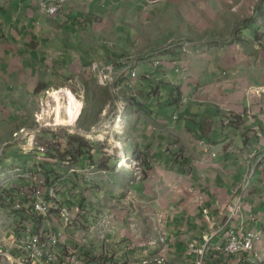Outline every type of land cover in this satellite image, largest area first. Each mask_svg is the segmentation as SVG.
<instances>
[{"label":"crops","instance_id":"1","mask_svg":"<svg viewBox=\"0 0 264 264\" xmlns=\"http://www.w3.org/2000/svg\"><path fill=\"white\" fill-rule=\"evenodd\" d=\"M57 1L0 0V264H23L28 223L61 233L57 252L81 242L90 264H264V0H67L48 16ZM65 86L93 135L124 103L109 151L23 147L67 135L33 122L37 100ZM121 156L137 171L101 178L102 158ZM36 191L52 212L91 208L109 245L36 217ZM231 228L260 232L253 253L218 247Z\"/></svg>","mask_w":264,"mask_h":264},{"label":"built area","instance_id":"2","mask_svg":"<svg viewBox=\"0 0 264 264\" xmlns=\"http://www.w3.org/2000/svg\"><path fill=\"white\" fill-rule=\"evenodd\" d=\"M67 4V0H58L53 6L48 7L45 4H42V9L48 16H60L63 14ZM132 78L135 77V73H130ZM107 77H102V81L106 80ZM60 103L62 105L65 104L70 107V97L69 95H73L77 102L81 101V98L75 96L73 90L69 88H61L57 90ZM54 91L46 92L45 95L39 98L36 102V111L33 115V122L36 126V133L43 135L46 132L57 134L60 131L67 132L69 126L60 125L59 119H57L55 114L56 102L53 98ZM67 108H62L61 117L69 119V112ZM125 108L123 106L119 107V109L115 113L109 114V121L104 126L106 131H111L116 138L121 137L123 135V128L114 122H120V113H124ZM264 116V115H263ZM80 117V115H79ZM79 117L77 119H79ZM20 134L27 136L26 130H21ZM14 139L20 138L18 134H14ZM106 140V138H105ZM23 147L28 148L29 150H34L35 148L39 149V153H46V148L40 146L38 142L32 140L29 144L24 145ZM118 153V152H117ZM135 165L138 167V163L135 162ZM56 189L50 188L48 189V199L53 198ZM4 196V193H1ZM0 194V195H1ZM36 199L32 204V209L36 213V217H45L51 216L50 220L60 222L62 227L65 229H79L84 232L86 236L91 237V243H95L96 240L101 241L103 245H109L110 240L107 237L109 229L107 228V223L105 220H91L92 216H88L86 213H92L91 208H86L85 211L80 205H75L74 207H60L56 210V212H52L51 204L45 195L41 194L39 191L35 192ZM10 202V200H9ZM16 210L21 209L20 206L14 208ZM84 213V214H83ZM34 216V215H33ZM96 217V216H94ZM97 219V218H96ZM50 222V223H51ZM100 225L103 228L100 229ZM31 224L28 223L26 228L23 229V232L28 234L27 238L19 243L18 249L22 251L25 255V260L22 262L23 264H27L31 262L33 264L42 263H55V264H90L88 258L82 256L80 251V246L82 243L79 242V248H73L67 246L63 251L57 252L56 248L61 245L62 242V234L57 233L54 230H44V229H36L32 230ZM83 228H85L83 230ZM89 231V232H87ZM260 232H254L252 230H242L241 228H231L227 232L226 240L222 243L218 244L220 249L225 250L227 253L231 254H242L248 252L249 254L253 253L255 242L259 240ZM88 245V244H87ZM250 259H259V255L253 254L250 255Z\"/></svg>","mask_w":264,"mask_h":264},{"label":"rangeland","instance_id":"3","mask_svg":"<svg viewBox=\"0 0 264 264\" xmlns=\"http://www.w3.org/2000/svg\"><path fill=\"white\" fill-rule=\"evenodd\" d=\"M98 81V80H97ZM109 80L106 79V80H103V81H98V83L100 85H104L106 82H108ZM61 88H69L70 90H73L71 87H68V86H65V87H57V88H54L51 90L54 91V93H57L58 89H61ZM74 95L78 97V95L73 91ZM80 97V96H79ZM81 98V97H80ZM82 99V98H81ZM81 101H79L80 103ZM121 102V101H120ZM120 102H118L117 104L120 105ZM82 104V103H81ZM124 104V103H123ZM120 105V106H123ZM120 106L117 105V108H119ZM116 107L114 109H117ZM82 109V108H81ZM112 113V112H111ZM110 114V111L109 113ZM104 116V114H103ZM78 120L77 119L75 122H74V126H69V128L67 129V135L64 136V134H59V135H56L57 137H54L53 139L51 138V140L47 139L48 142H45L44 140L41 141L42 143V146L45 147V146H49V148H52L55 152L57 153H63L66 149L67 151V154L70 153L71 156H76L78 157L79 154H82L80 153V147H79V143H85V142H91L93 144H95L96 147H99L100 150H105V151H109V147L107 148L108 144L107 143V139L109 138V136L111 135L112 136V139L110 142L113 141V138H115L114 134L111 132V131H106L104 128L102 129L103 131H105L107 133V136H106V140L104 139V135H103V131L100 130L98 131L97 133H92L93 130H88V131H85L84 129H82L79 124H78ZM120 120H122L120 118ZM121 122V121H120ZM120 125V123H118L117 121L114 122V125ZM21 130H25V129H21ZM20 130V131H21ZM20 131L16 134L19 135V137H26V135H22L20 134ZM123 132V131H122ZM47 133V132H46ZM59 133H64L62 131H60ZM100 133H102V137H103V142L102 141H98L96 140V137L97 135H99ZM45 134V133H44ZM50 135V134H48ZM14 136V135H13ZM89 136L91 137H94L89 139ZM14 138V137H13ZM19 139V138H18ZM116 139V138H115ZM97 143V144H96ZM46 150H47V147H45ZM114 151H116V153H122L120 152L119 150L115 149ZM85 158V157H84ZM109 157H103L102 158V161L100 162V167H103L101 169H97L99 171V175L104 178H107L108 176H106V170L109 171V169H111V171H117L119 173H121L120 171H123L125 173H135L138 169V167L135 165V162L137 163V161H133V160H128V159H123V157L121 156L120 159H117L116 157H113V159H111L113 161V163L111 164V166L107 169L105 168V165H107L108 163V160ZM127 167V168H126ZM133 168V169H132ZM93 177H91L92 179ZM99 213H96V215H98ZM95 216V215H94ZM97 218V217H96ZM99 218H97L98 220ZM104 219V218H103ZM160 239V238H159ZM161 241V240H160Z\"/></svg>","mask_w":264,"mask_h":264},{"label":"bare ground","instance_id":"4","mask_svg":"<svg viewBox=\"0 0 264 264\" xmlns=\"http://www.w3.org/2000/svg\"><path fill=\"white\" fill-rule=\"evenodd\" d=\"M69 97L71 99V101H70L71 104H70V107L68 110V107L65 104L63 105V103H62V105H61L59 94L58 93L53 94V98L55 99V102H56L55 114H56L57 119H59L60 125H63V126H70V125L74 126V122L79 117L81 110H82L81 108L83 107L81 103L76 101V99L73 97V95L70 94ZM65 107L67 108V110L69 112V116H68L69 119L61 117V110H62V108H65ZM91 138L94 139V137L89 136V139H91ZM96 140L102 141L103 137L101 135H97Z\"/></svg>","mask_w":264,"mask_h":264},{"label":"trees","instance_id":"5","mask_svg":"<svg viewBox=\"0 0 264 264\" xmlns=\"http://www.w3.org/2000/svg\"><path fill=\"white\" fill-rule=\"evenodd\" d=\"M79 147H80V151H81L82 149H86L87 148V144L86 143H79ZM89 150H91V149H89Z\"/></svg>","mask_w":264,"mask_h":264}]
</instances>
